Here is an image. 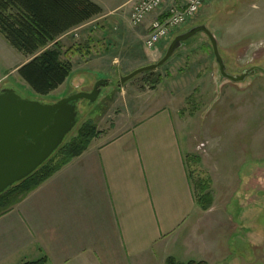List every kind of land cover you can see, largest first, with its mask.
<instances>
[{
  "label": "crops",
  "instance_id": "0c3cea01",
  "mask_svg": "<svg viewBox=\"0 0 264 264\" xmlns=\"http://www.w3.org/2000/svg\"><path fill=\"white\" fill-rule=\"evenodd\" d=\"M92 1L103 9L100 16L113 14L118 8H109L101 0ZM138 1L125 2L130 14ZM174 3L183 5L184 0H168L140 27L148 33L151 22L166 17ZM92 21L74 29L80 30ZM67 48L63 45L64 51ZM120 55L107 58L108 65L88 57L95 68L81 71L71 57V75L51 94L75 76L83 79L93 70L115 73L118 78L128 73L132 62ZM185 59L189 60L190 54ZM142 61L151 64L154 59ZM163 83L146 92L150 98L146 107L119 114L108 130H100L82 155L0 214V264L42 258H46V264H166L169 257L208 264L246 261L249 244L244 234L221 233L217 227L215 234L207 232V225L213 224L212 212L219 206L218 196L208 211L200 210L187 157L188 152L195 153L192 136L183 129L176 108L182 101L181 90L166 92ZM225 213L228 216V210ZM220 220L215 221L216 226ZM197 223L200 225L195 229ZM234 237L246 242L231 250ZM225 238L228 248L222 245ZM263 250L257 245L255 256L262 259Z\"/></svg>",
  "mask_w": 264,
  "mask_h": 264
},
{
  "label": "rangeland",
  "instance_id": "374dc122",
  "mask_svg": "<svg viewBox=\"0 0 264 264\" xmlns=\"http://www.w3.org/2000/svg\"><path fill=\"white\" fill-rule=\"evenodd\" d=\"M126 1L101 0L109 8H118L113 14L93 18L91 23L77 31L78 36L71 33L60 42L69 47L67 51L82 49L70 56L76 61L77 69L95 68L93 61L88 63V57L90 60L100 59L108 65L107 58L122 54L121 58L124 56L132 62L130 73L149 64L142 60L150 58L155 63L165 54L168 45H158L154 49L145 47L147 29L130 23V9L124 6ZM199 24H206L215 34L231 73H241L254 65L264 67V0H210L179 33ZM186 54H190L189 60L185 59ZM28 59L0 34V90L11 87L25 98L53 103L79 91H91L101 79L111 80L96 102L79 101L78 123L64 142L77 136L82 124L89 119L94 120L99 131H105L119 114L146 107L150 101L146 92L153 90L151 82L159 75L162 82L164 80V91L181 90L182 101L176 108H179L183 129L192 136L195 153L189 154L187 147L184 148L190 158L188 165L193 190L197 195L199 180L210 179L211 188L219 200L217 211L212 212L213 224L207 225V232L213 234L217 227L222 229L221 233L235 231L244 234L249 251L246 261L242 259L241 264H264V257L255 256L257 245L264 249L263 73L257 72L239 83L222 78L205 33L195 36L189 45L158 69L142 73L122 87L117 86L120 80L115 73L93 70L86 78L75 76L53 94L39 95L18 74V67ZM137 95L140 96L136 98ZM179 133L183 140V134ZM219 218L221 223L216 226L215 221ZM199 225L197 223L195 229ZM226 238L222 245L228 248ZM240 242L246 241L234 237L229 248L234 250Z\"/></svg>",
  "mask_w": 264,
  "mask_h": 264
},
{
  "label": "trees",
  "instance_id": "16d2710c",
  "mask_svg": "<svg viewBox=\"0 0 264 264\" xmlns=\"http://www.w3.org/2000/svg\"><path fill=\"white\" fill-rule=\"evenodd\" d=\"M103 9L92 0H0V34L17 52L29 57L18 67V74L39 95L48 96L69 78L73 65L71 53L63 51L59 38L91 19ZM162 82L152 80L155 89ZM101 131L93 119L85 121L78 135L66 140L59 149L29 177L0 195V214L22 201L72 159L82 155ZM196 159H199L196 157ZM210 179H200L196 201L201 211H208L216 200ZM46 258L22 264H46ZM166 264H208L205 261L182 262L169 257Z\"/></svg>",
  "mask_w": 264,
  "mask_h": 264
},
{
  "label": "water",
  "instance_id": "95a60500",
  "mask_svg": "<svg viewBox=\"0 0 264 264\" xmlns=\"http://www.w3.org/2000/svg\"><path fill=\"white\" fill-rule=\"evenodd\" d=\"M200 33H205L211 42L222 78L239 83L257 72L264 74V67L259 65L231 73L215 34L206 24H199L176 35L157 62L122 75L118 87L158 69ZM110 84L111 80L101 79L91 91H79L53 103L25 98L11 87L0 90V195L50 159L78 123V102H96L102 89Z\"/></svg>",
  "mask_w": 264,
  "mask_h": 264
},
{
  "label": "built area",
  "instance_id": "2783aa9c",
  "mask_svg": "<svg viewBox=\"0 0 264 264\" xmlns=\"http://www.w3.org/2000/svg\"><path fill=\"white\" fill-rule=\"evenodd\" d=\"M168 0H139L130 15V22L134 26L142 25L149 14L160 9ZM210 0H184L183 5L172 4L166 17L155 18L150 25L149 32L145 38V47L154 49L162 41L168 40L187 22L193 19L201 8ZM75 36L78 33L74 31ZM205 146V145H204Z\"/></svg>",
  "mask_w": 264,
  "mask_h": 264
}]
</instances>
